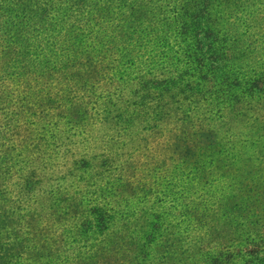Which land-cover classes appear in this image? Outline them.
I'll use <instances>...</instances> for the list:
<instances>
[{
    "label": "trees",
    "instance_id": "trees-1",
    "mask_svg": "<svg viewBox=\"0 0 264 264\" xmlns=\"http://www.w3.org/2000/svg\"><path fill=\"white\" fill-rule=\"evenodd\" d=\"M126 2L0 0V264H149L164 231L118 223L219 211L228 124L264 111V0ZM256 217L209 264H264Z\"/></svg>",
    "mask_w": 264,
    "mask_h": 264
},
{
    "label": "rangeland",
    "instance_id": "rangeland-1",
    "mask_svg": "<svg viewBox=\"0 0 264 264\" xmlns=\"http://www.w3.org/2000/svg\"><path fill=\"white\" fill-rule=\"evenodd\" d=\"M129 2L131 0H127L126 4ZM263 112L259 107L254 108L247 112L246 119L228 124L235 132V136L230 139L235 142L239 157L218 163L217 166L222 167L223 171L214 170L212 174L217 183L209 190L208 200L214 202L219 211L205 212L201 207L192 210L165 206L156 211L163 220L160 225L148 228V224L142 220H131L122 221L114 227L116 230L122 227L139 243L141 235L146 236L144 232L159 235L164 231L162 241H154L160 243L154 244L152 257L148 258L149 264H209L211 256L218 255L220 250L229 249L246 232L239 227V224H244L246 212L250 211V214L258 216L256 218L264 215ZM227 225L233 228L230 234ZM205 231L207 235H203ZM128 247L131 249L133 246ZM126 259L125 256L115 255L113 260H109L112 264H125Z\"/></svg>",
    "mask_w": 264,
    "mask_h": 264
}]
</instances>
